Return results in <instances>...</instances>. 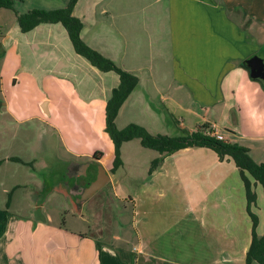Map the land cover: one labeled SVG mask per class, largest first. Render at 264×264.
I'll use <instances>...</instances> for the list:
<instances>
[{
	"label": "crops",
	"instance_id": "0c3cea01",
	"mask_svg": "<svg viewBox=\"0 0 264 264\" xmlns=\"http://www.w3.org/2000/svg\"><path fill=\"white\" fill-rule=\"evenodd\" d=\"M74 14L83 20L81 35L90 46L139 77L116 121L135 107L140 117L129 123L154 134L179 130L177 135H182L208 125L231 142L264 140V134L239 131L245 115L251 116L259 103L264 109V78H253L246 63L264 52V0H78ZM53 24L57 23H43L32 31L42 25L57 27ZM3 45L1 41L0 48ZM110 96L96 103L105 116ZM43 104L49 115L56 109L49 97H42ZM254 123L264 127L261 120ZM248 124L253 126L251 120ZM248 148L252 156L256 147ZM90 150L71 151L76 158H92L97 150ZM103 153L98 161L110 175L107 183L117 190L119 182L113 181L112 165L106 163L114 159L112 141ZM195 155L211 156L207 163L194 165ZM160 156L156 151L151 163ZM0 160V176L5 171L0 177V264H246L252 218L245 185L234 161L221 160L211 148L186 147L165 154L152 172L150 166L135 180L136 196L122 198L99 190L95 194L102 207L89 198L79 210L61 183L34 201L35 192L39 196L46 188L31 177L32 169L19 170L30 164L10 157ZM215 165L217 169L210 168ZM231 173L232 182L227 175ZM259 187L255 185L253 211L262 235L264 192ZM110 197L121 216L133 204L128 236L124 222L121 233L107 225L110 216L121 219L117 210L114 215L106 208ZM165 200L169 205L162 207ZM55 208L59 218L51 212L58 215ZM65 215L73 217L72 228ZM131 242L136 243L133 248Z\"/></svg>",
	"mask_w": 264,
	"mask_h": 264
},
{
	"label": "rangeland",
	"instance_id": "374dc122",
	"mask_svg": "<svg viewBox=\"0 0 264 264\" xmlns=\"http://www.w3.org/2000/svg\"><path fill=\"white\" fill-rule=\"evenodd\" d=\"M94 1L97 0H92ZM68 3L69 0H15V10L0 9V42L4 41V45L0 48V158L18 157L30 164L23 165L19 170L30 172L32 169L31 177L46 188L39 196H37L38 192H35L34 201H39L38 197L50 193V188L57 183L67 188V184L72 179L68 174L70 163L93 160L87 154L82 158H76L71 150L90 153V149L95 148V150L108 151L112 141L105 130V113L101 114L103 112L96 103L100 98L107 99L105 97L111 94L112 87L119 85L118 74L114 71L101 73L93 68L85 57L74 50L68 33L61 23L53 24L57 27L42 25L35 31L23 32L18 22V13H27L37 8L47 10L63 8ZM257 55L264 59L263 51ZM92 72L99 75L94 76L95 73ZM106 76L107 80H105ZM42 97H49L52 103L56 104V109L50 115L43 111ZM253 111L251 116L245 115L244 124L242 120L243 126L240 124L239 131L246 134H264V127L254 123L256 120L264 122V109L260 108L259 103ZM139 113L140 110L136 112L134 107L131 114H123L118 118L117 126L125 127L131 120L138 119ZM249 117H253V120ZM215 119L220 121L219 118ZM250 120L253 126L248 124ZM178 133L179 130L176 134L170 135L176 136ZM238 143H243L247 147H256L252 156L264 159V140L244 138ZM123 151L124 165L113 175V181L119 182L117 190H113L111 183H107L100 190L101 194L113 192L114 195H120L122 198L126 197L125 194L128 197L130 194L136 196L135 180H139L146 173L156 154L154 149L144 147L140 139L126 143ZM210 156L195 155L192 160L194 165L205 164ZM214 156L215 154L211 157L215 158ZM106 163L108 166L113 165L110 158L106 159ZM210 168L217 169V166ZM79 169L75 165L73 172L78 173ZM237 173L239 174V171ZM3 175L5 171L1 173V176ZM227 175L231 177L232 182L235 174ZM258 184L259 188H263L260 183ZM68 191L67 189V194L70 195ZM96 194L89 202L101 208ZM229 197L231 198V195ZM68 198L71 199L74 208L79 210L83 203L75 204L72 195ZM234 198L236 200L235 196ZM262 200L264 201V197ZM169 201H162V207L168 206ZM66 202L68 205L71 204L69 201ZM107 203L108 211L114 215L118 213L116 217L119 218L121 209L115 208L116 200L110 197ZM148 206H151L150 202L147 203ZM131 209L133 210L132 203L129 210L122 211L124 214L120 220L112 216L108 217L107 225L115 228L114 233H121L119 225L123 224L122 222L129 225L124 227L127 236L130 231L132 232ZM51 212L55 218L60 217L56 208L55 212L58 215ZM261 215L263 227L264 211ZM64 217L67 226L72 228L73 217L68 215ZM111 219L114 225L111 224ZM111 243L115 244L114 241ZM134 245L136 243L131 242V248ZM232 263L239 264L237 261Z\"/></svg>",
	"mask_w": 264,
	"mask_h": 264
},
{
	"label": "trees",
	"instance_id": "16d2710c",
	"mask_svg": "<svg viewBox=\"0 0 264 264\" xmlns=\"http://www.w3.org/2000/svg\"><path fill=\"white\" fill-rule=\"evenodd\" d=\"M78 0H69L66 7L57 9H32L27 13H18V22L23 32H30L43 23H61L72 42L74 50L85 57L93 66L103 72L114 71L120 77L119 85L113 88L111 96L106 104L105 130L109 133L114 146V159L111 171L115 173L122 165V146L134 139H140L144 147L154 149L162 154L152 161V172L163 160V155L174 153L182 148L203 146L213 149L221 160L231 159L239 168L240 175L245 185L247 197V209L252 218V241L246 254V264L257 262L264 264V233L257 231L259 217L253 211L257 201L255 185L260 183L264 192V162H257L250 154V149L238 142L219 139L207 133L208 125L196 131L185 130L182 135L170 136L166 134H154L146 127L138 123H129L123 128L117 126L119 111L132 91L139 83V77L129 72L111 58L105 56L97 49L90 46L81 35L84 27L83 20L74 14V8ZM15 0H0V9L15 10ZM103 151L97 150L94 157L101 158ZM12 160H23L12 157ZM3 160H0V168ZM11 196V194H10ZM9 203V202H8Z\"/></svg>",
	"mask_w": 264,
	"mask_h": 264
},
{
	"label": "water",
	"instance_id": "95a60500",
	"mask_svg": "<svg viewBox=\"0 0 264 264\" xmlns=\"http://www.w3.org/2000/svg\"><path fill=\"white\" fill-rule=\"evenodd\" d=\"M246 63L250 70V75L253 78H264V59L259 55H254L251 58L246 60ZM46 104V103H45ZM43 104L44 110H46V105ZM78 166L81 169V172L74 173L73 167ZM90 172H93L91 174ZM68 174L70 177H75L76 183H90L85 186V189L80 196L77 198V202L83 203L89 198H91L96 192L101 190L105 184L110 180V175L107 173L105 167L99 162L87 161V162H72L70 163ZM101 174L104 175V178H101ZM80 177V178H79Z\"/></svg>",
	"mask_w": 264,
	"mask_h": 264
},
{
	"label": "flooded vegetation",
	"instance_id": "af4514ba",
	"mask_svg": "<svg viewBox=\"0 0 264 264\" xmlns=\"http://www.w3.org/2000/svg\"><path fill=\"white\" fill-rule=\"evenodd\" d=\"M92 159H93L92 161H95V162L98 161V158H96V157H92ZM79 172H81V169H79ZM90 173L93 174V172H90ZM101 178L102 179L104 178V175L103 174H101ZM76 179L77 178L72 177V179L67 184L66 191H67V189L69 190L68 192H69L70 195L73 196V199H74L75 204L79 205V204H82V203L77 202V198H78V196H80V194L83 193V191L85 189V186L89 185L90 183L87 182V183H80V184H78V183H76Z\"/></svg>",
	"mask_w": 264,
	"mask_h": 264
},
{
	"label": "built area",
	"instance_id": "2783aa9c",
	"mask_svg": "<svg viewBox=\"0 0 264 264\" xmlns=\"http://www.w3.org/2000/svg\"><path fill=\"white\" fill-rule=\"evenodd\" d=\"M207 133L210 135H214L218 137L219 139H225V137L216 128L207 130Z\"/></svg>",
	"mask_w": 264,
	"mask_h": 264
}]
</instances>
